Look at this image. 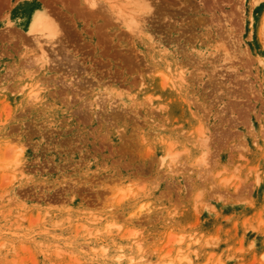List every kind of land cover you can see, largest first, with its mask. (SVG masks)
I'll return each instance as SVG.
<instances>
[{"label": "rangeland", "instance_id": "rangeland-1", "mask_svg": "<svg viewBox=\"0 0 264 264\" xmlns=\"http://www.w3.org/2000/svg\"><path fill=\"white\" fill-rule=\"evenodd\" d=\"M130 258L264 264V0H0V264Z\"/></svg>", "mask_w": 264, "mask_h": 264}, {"label": "bare ground", "instance_id": "bare-ground-1", "mask_svg": "<svg viewBox=\"0 0 264 264\" xmlns=\"http://www.w3.org/2000/svg\"><path fill=\"white\" fill-rule=\"evenodd\" d=\"M142 5V4H141ZM129 7V6H128ZM141 7V6H140ZM131 10V9H130ZM32 17H31V20L30 22L28 23V28H29V32H43L45 33L46 31V35L48 36L49 35V38H52L50 36H55L56 33H57V27L54 23V21L49 18L43 11H40V10H35L32 12ZM142 16V15H141ZM132 18V22L133 24H135L134 27L137 28L136 24V18H135V15ZM139 22V21H138ZM140 28V27H139ZM133 30V29H132ZM140 30V29H139ZM46 36V38H47ZM57 36V35H56ZM55 37H53L54 39ZM36 39V38H35ZM38 40V39H37ZM55 40V39H54ZM49 41V40H47ZM51 42V41H50ZM38 44H40V42L38 41ZM53 45V44H52ZM41 50H44L43 47L41 46ZM123 257V256H121ZM120 256H117V259L120 261L122 260ZM122 262V261H121ZM129 264H143V263H139L138 261H136L134 258H130V262Z\"/></svg>", "mask_w": 264, "mask_h": 264}]
</instances>
